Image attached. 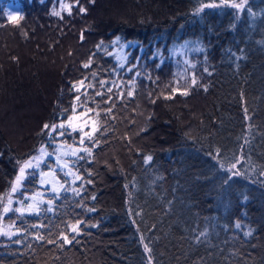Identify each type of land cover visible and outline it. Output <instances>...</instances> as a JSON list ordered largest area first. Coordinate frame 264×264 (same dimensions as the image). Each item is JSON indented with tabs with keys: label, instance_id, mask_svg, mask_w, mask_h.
I'll return each instance as SVG.
<instances>
[{
	"label": "trees",
	"instance_id": "16d2710c",
	"mask_svg": "<svg viewBox=\"0 0 264 264\" xmlns=\"http://www.w3.org/2000/svg\"><path fill=\"white\" fill-rule=\"evenodd\" d=\"M11 1L0 0V209L17 161L43 144L92 155L78 154L75 180L45 196L38 214L5 217L15 234L0 236V264H148L145 244L152 264H264V0L198 14L220 0H21L22 15L9 21ZM85 77L87 96L72 89ZM84 101L100 122L93 140L81 144L67 129L50 139L43 125L64 121L74 104L82 112ZM217 160L240 175L225 184ZM77 221L80 235L68 228Z\"/></svg>",
	"mask_w": 264,
	"mask_h": 264
},
{
	"label": "snow or ice",
	"instance_id": "6c2138e0",
	"mask_svg": "<svg viewBox=\"0 0 264 264\" xmlns=\"http://www.w3.org/2000/svg\"><path fill=\"white\" fill-rule=\"evenodd\" d=\"M91 2L94 3L95 0H91ZM77 3H79V0H77ZM225 4L230 6V7H232V8L237 9L238 12H240V11H243L245 9V5L247 4V0H241V2H239V3H237L236 0H220V4H216V3H202L200 8L196 9V13L198 14L199 12H201L203 10V8L219 7V6L225 5ZM62 7H68L69 8V15H71V7L70 6L62 5ZM79 11L81 13H85L87 10L83 6H80L79 7ZM248 11H251V9H248ZM52 14L55 15V16H60L59 12H55L54 11ZM9 18L10 19H14V17L11 14H9ZM61 19H63V17H61ZM86 30L87 29H85V31ZM80 39L81 40L84 39L83 32H81ZM119 41H120V37H116V39L113 41V43L115 44V43H118ZM102 45H103V41H101L100 44L97 45V48L98 49L101 48ZM239 58L240 57H237V59H239ZM13 59L15 60L17 58L13 57ZM91 63H92V61H91V59H89L88 62L84 63L83 67L84 68H88V67H90ZM205 71H207V69H205ZM95 75H96V73L93 72L92 76L95 77ZM209 75H211V73H209ZM86 79H87V77H85V79H82V80H80V81H78L76 83H73L72 84V89L75 90L76 92H80L81 95L87 96V93L86 92H81V89L85 88V87H93V85L88 84L86 86L85 85V80ZM100 83H101V85H103L105 82L101 81ZM196 83H197V81H196L195 77H193V79L191 81V84L193 86H195ZM204 90L207 91V87H205ZM108 91H111V89H108ZM173 91L175 92V91H177V89H173ZM188 94H189V92H188L187 89H185V90L180 92V95H183V96H187ZM95 95L102 96L103 93L97 91L95 93ZM128 95L131 96L132 92L129 91ZM164 98L165 99H172L173 97L171 95H169V96H165ZM75 100L79 101L80 100V95L76 96ZM105 102H107V101H105ZM152 102L155 103L154 100ZM86 103H87V101H84V102H81L79 104V108L83 109L82 112H78L77 111V106L74 104L72 109H71V115H69L64 121L60 122L59 124H57V123H52V124L45 123L43 125V130H50V131H47V134L49 135L50 139H53L52 133L53 132H57L58 129L60 130L58 132V135L64 136L66 134L65 129L70 128L72 131H77V130L80 131V133L82 134L81 138H80V143L81 144H84L85 139H87L88 141L91 142L93 140L94 134L100 130V122L98 120H92V118L90 116H88L89 113L93 112V109L87 107ZM108 112L109 113L111 112V108L108 109ZM245 112H247V109H245ZM96 116L97 117L99 116V112L96 113ZM85 117H87V118H85ZM148 119H151V117H149ZM89 123H91V130L90 131H85L84 129L89 126ZM142 131H147V128L142 129ZM42 134H44V133L42 132ZM68 134H70V133H68ZM97 143H98V141H97ZM80 151L85 152L89 156L92 155L91 150L89 148H87V147H84V148L80 149ZM39 152H40V156L32 157L30 159L24 160L23 162L17 161V163L19 164V174L16 176L15 181L12 184L10 192L5 193V195L7 196L8 199H7V204H5L4 207H3V213L4 214H7V213L13 212V211L20 212L21 215L23 214V211L20 208H16V209L11 208L12 194L15 193L18 190V188L21 187L22 182H23V180L25 179V176H26V171L28 169H32L34 167H39V164L41 162V157L52 155V153L46 152L44 147H41L39 149ZM218 152H219V150L217 149V153ZM61 155H73V156H75L76 155V151H72L70 153L69 152H62ZM79 159H83V157H79ZM213 159H216V157L214 156ZM151 160H152V156L151 155H148V156L145 157V163H148ZM33 161H35L36 163L34 164ZM57 163H60V156H57ZM217 163H220V161L217 160ZM64 166H66V164ZM220 167L222 169H224L225 171H228L230 173V175L224 180L225 184L228 183V181L232 178V176L240 175L239 171H233V169L236 168V164L235 163L232 164V166L230 168H224V165L222 163H220ZM262 174H264V173H262ZM41 175L43 176L44 173H41ZM89 175H91V173H89ZM76 179H82V178L79 177V176H76ZM41 183H44L43 179L41 180ZM87 183H92V181L89 180V181H87ZM26 199H27V197H26ZM92 199H95V196H93ZM244 199L247 200V197H244ZM0 202H3V197H0ZM27 208L29 210L35 211L37 214L39 213V209L36 207L35 204H29L27 206ZM88 210L89 211H94V209H88ZM48 211H51V208H49ZM137 214H139V213H137ZM2 218L3 217H0V219H2ZM82 223H84V222L83 221H77L75 223L69 222L68 223V228L70 229V231L72 233H75L76 235H80L81 230H80L79 226ZM91 226L92 227H96V225H91ZM11 227H14V224L9 225V228H11ZM33 227H36V225H33ZM236 227L239 228L240 224L237 223ZM17 231H19V230H17ZM14 234L15 233H11V232H6V231L0 230V235L8 236L9 238H11V236L14 235ZM200 235L203 236L205 234L204 233H200ZM245 235L246 236L251 235V232H247V233H245ZM36 238L41 240V241H43L45 239L44 236L39 235V234H37ZM59 239L62 240L64 244H71L73 242V240L75 239V237L73 236L72 238H70L68 234H65V233L62 232L60 234V236H59ZM141 240L143 241V237L141 238ZM47 242L51 244V243H55L56 241L48 240ZM58 246L62 247V245H58ZM144 250H145L146 253L149 254V256H148V264H152V256L150 255L152 249L147 244H145L144 245Z\"/></svg>",
	"mask_w": 264,
	"mask_h": 264
},
{
	"label": "rangeland",
	"instance_id": "374dc122",
	"mask_svg": "<svg viewBox=\"0 0 264 264\" xmlns=\"http://www.w3.org/2000/svg\"><path fill=\"white\" fill-rule=\"evenodd\" d=\"M22 10H23V6L21 4V0H12V2H10L9 4H6L5 6L6 15L9 17V14H11L14 17V19H10V20H16L17 18H19L22 14ZM184 50H185L184 48H181L179 49V52H183ZM114 54L117 56L116 58L119 61V63L125 64L127 56H126L124 49L115 47ZM182 55H183L182 53H178V54H175L174 56L178 58ZM175 69H176V74H177L178 79H184L186 77L187 71H186V66H185L184 61L176 60ZM86 128H89V130H91V123H89V126ZM86 128L84 130H86ZM67 130L72 131L70 128H67ZM41 147H44L46 152L52 153V155L41 157V162L39 164V167L28 169L26 171V176L22 182L21 187L18 188V190L12 194L11 208L13 209L20 208L23 211L22 215L35 213V211L29 210L27 208L29 204H35L36 207L39 209L40 205L44 202L45 196H59V194L64 192V190L66 189L65 185L68 182H73L75 180L76 173L74 171L75 169H74L73 160L77 158L78 154L81 152L80 149H82V147L70 146V145H67L61 142L56 143L55 148L53 150L46 147V144H43ZM39 149L27 159H30L35 156H40ZM72 151H76L75 156L61 155L62 152L70 153ZM57 156H60V163H57ZM23 161L24 160L20 162H23ZM33 163L35 164L36 162L33 161ZM65 164L66 166H64ZM41 173H44V175L42 176ZM18 174H19V170H18L17 175ZM30 177H32L31 179L35 181V189L32 190L34 193L25 194L23 193L24 192L23 190H25L26 182ZM42 179L44 183H41ZM36 185H38L40 189L37 188ZM45 189L47 190L45 191ZM7 199L8 198L6 196L5 202L0 209V217H3L2 219H0V230L14 233L15 228L14 227L9 228V225H10L8 224L9 222L5 221V217L11 215L12 212H9L7 214L3 213V207L5 204H7ZM16 213L18 215H21L20 212H16Z\"/></svg>",
	"mask_w": 264,
	"mask_h": 264
}]
</instances>
